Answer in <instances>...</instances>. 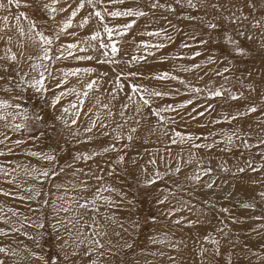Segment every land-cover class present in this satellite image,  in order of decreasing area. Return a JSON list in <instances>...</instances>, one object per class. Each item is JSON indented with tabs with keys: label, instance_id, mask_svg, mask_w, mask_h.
I'll return each mask as SVG.
<instances>
[{
	"label": "rangeland",
	"instance_id": "obj_1",
	"mask_svg": "<svg viewBox=\"0 0 264 264\" xmlns=\"http://www.w3.org/2000/svg\"><path fill=\"white\" fill-rule=\"evenodd\" d=\"M28 2L31 3L32 0ZM49 2L50 0H41V3ZM79 2L80 0L74 2L67 0L73 8ZM154 2L156 0H125L123 4H115L110 3V0H102L95 8L85 4L68 30L76 35L65 34L53 44L55 50L58 46L79 43L81 37L86 38L97 28L101 31L102 38L106 40L103 25L94 17L96 10L132 8L142 9L147 13L136 20L134 28L119 43L121 52L115 58L116 62L78 60L77 56L89 55L104 59L100 56L103 50L99 49L98 43L92 41H89V44H95L98 51L80 44L78 48L70 50L72 55H68L69 50L65 49L66 59L47 62L51 64L50 71L56 78L51 82L46 81L49 86L62 79L64 72L77 68L94 70L90 75L80 72L77 76H68L67 83L63 84L62 88L55 89V93H48L50 98L62 90L76 89L83 92L88 82L91 80L98 82L96 87L89 90L80 118L75 125L72 124L75 109H70L69 113H62L59 110L61 105L63 107H68L70 103L79 105L75 94L63 98L55 112L47 110L46 118L49 119V124L53 123L51 117L63 116L70 127H65L61 121H55L54 130L51 127L45 129L40 127L38 121L30 119L25 122L22 116H18L15 123H26L30 131L13 132L10 126L5 127V122L0 121V133L10 138L0 144V152L4 153L0 155V169L9 173L4 175L0 172V192L12 194L10 196L0 194V229L9 233L7 236L0 235V246L9 247L10 250L20 253V256L11 257L9 264L16 261H19V264H42L30 253L53 255L57 252L55 244L63 243L62 240H55V236L60 233L52 237L45 235L43 240H40L39 232L43 230L29 227V224L39 223L42 219L48 223L54 222L53 204L62 203L57 199L58 196H54V191L58 193V190H61V195L58 193L60 196L78 197L80 193L71 191L72 184H77L80 180H88L91 185L97 183L83 174L89 172L104 175L108 184L125 193V198L118 209H105L116 216L118 223L112 224L101 219L103 227L100 230L107 232L101 239L104 248H100L93 256L83 257L82 253L87 247L82 245L79 248L81 256L74 258L75 264H89L93 259L97 260L98 264H264V219H257L264 217V144H260V141L264 140V47H262L264 0H253L256 3L255 9L245 6L248 0H192L195 8L189 7L187 0H180L179 3L176 0H159V4L170 5L175 11L159 6L152 9L150 5ZM0 3L6 5L5 8H0V29H3L0 31L2 37L0 56L5 55L6 48H10L18 59L23 53L22 70L28 72L31 78L37 75L39 70L33 71L30 64L40 61L35 59L29 61L27 57L38 56L40 45L28 38L30 25L23 17L20 18L19 27L24 29L26 35L23 37L20 35L15 17L19 12H25L29 17L38 20L37 30L43 29L46 35L52 36L53 31H58L62 26L71 9L56 15L54 21L44 23L43 19L46 17L38 16L33 10L23 7V4L17 9L15 6H8L7 0H0ZM214 4L219 5V10L212 7ZM55 6L64 8L67 4L62 2ZM233 14L246 15L248 19L233 24L225 19ZM186 16L193 19H184ZM85 17L89 18V23L81 28L79 24ZM132 19L135 18L113 19L106 16L105 22L113 26L128 23ZM256 21L260 22L259 27H253ZM208 22L220 24L222 26L220 31L209 29ZM237 29L243 30L252 39H241L237 35ZM158 30L166 32V35L162 34L161 37L141 35L143 32ZM224 32L240 40L241 46L248 54L245 56L233 54L222 39ZM32 35L35 36L34 33ZM166 36H171V41L166 39ZM9 37L11 43L6 44ZM140 41L164 43L166 47L159 50L149 49L155 52V55L148 56L140 63H134L132 57L144 53L143 49H137L136 45ZM201 41L208 43L201 44ZM21 44L23 48L20 47ZM185 44L188 47H183ZM80 47H87V50L82 52L79 50ZM196 52H200L201 55L196 56ZM209 57L215 58L216 62L209 63ZM225 67L229 69L227 72L224 71ZM165 72L178 79L151 78ZM128 73L140 75L127 79L121 77V74L127 76ZM118 77H121L119 83L123 85L122 91L117 89ZM129 83L168 95L149 97L151 106H143L139 95L133 96V100L128 99L126 93L131 94ZM194 88L200 89V92L193 91ZM217 89L224 95L210 98V93ZM113 93L115 99L112 97ZM232 95L240 96V99L233 100ZM0 97L10 98L5 93H0ZM188 101L192 103H187ZM33 104L34 102L29 100L27 106L35 111ZM180 104L187 106L181 109L178 107ZM103 105H108V108H103ZM124 105H127L126 110ZM168 106H173L176 111H161L159 116L153 114L154 110ZM251 106L257 108L255 113L231 119L233 115L247 112ZM122 110L123 117L120 115ZM109 111L112 115H109ZM200 112L204 115H198ZM93 120H96L97 127L91 132L86 131ZM101 124L106 127H101ZM119 125L122 127H118ZM132 128H136V132L132 133L130 131ZM42 132L45 134L41 135ZM74 132L78 135H73ZM177 132L184 136L189 134L198 136L201 139L181 142L180 137L175 135ZM117 134L123 137L119 142L115 139ZM129 134L133 137L131 142L126 139ZM229 135L233 136L231 145L227 143ZM30 137L39 138L33 140ZM203 137L208 139L204 140ZM0 139H4V136H0ZM173 139L177 142L172 143ZM17 140L23 143L16 145ZM213 141L216 144L211 149L192 147L193 143L212 144ZM245 142L248 147H245ZM110 144H115L117 151L102 153V149ZM123 145L130 146L123 148ZM28 152L54 153L57 155V161L50 165L47 161L27 155ZM84 153L102 154L95 155L94 159L87 162L73 159ZM120 155H125V162L113 163ZM133 160L136 162L133 163ZM151 160H155L156 163H149ZM68 164H72L73 167H66ZM110 165L115 169V174L111 177L107 175L111 170ZM52 166L64 167L65 171L43 183L24 172L25 167L44 169ZM177 167L180 168L179 172L175 171ZM205 168H211L213 171L203 175ZM223 168L229 171L225 172ZM240 168H243L244 172H239ZM75 169H83V172L74 176ZM100 169L104 171L101 173ZM157 171L163 178L157 179V183L151 186H145L144 181L152 179ZM197 172L202 176L199 183L189 179ZM9 180H13V183H8ZM212 181L215 183L208 187ZM57 184L67 186L69 188L67 194L64 188L57 189ZM29 188L39 189L40 195L34 199L14 198L32 197L33 193L26 190ZM87 195L90 196L91 192ZM113 198L120 200L114 194ZM160 200L165 202L160 204ZM44 201L48 202L46 207L43 206ZM245 203L254 207L246 209L242 207ZM223 209L228 211L225 212ZM91 216L92 213H87L86 220L90 222ZM152 218H155V223ZM176 220H181L182 223H174ZM233 220L239 222L233 223ZM120 221L123 225L122 233L119 228ZM15 228H19L20 231H14ZM47 231L52 230L48 228ZM89 231L87 228L84 229L86 235ZM25 232L40 240L39 246L34 240L21 234ZM64 235L67 236V233ZM206 237L208 239H205ZM74 240L75 236L70 243ZM212 240L219 241V255H215L217 245L213 244ZM126 244H132V247L127 248ZM108 249L111 251H107ZM203 249L207 251L201 254ZM68 251H71V248Z\"/></svg>",
	"mask_w": 264,
	"mask_h": 264
},
{
	"label": "snow or ice",
	"instance_id": "obj_2",
	"mask_svg": "<svg viewBox=\"0 0 264 264\" xmlns=\"http://www.w3.org/2000/svg\"><path fill=\"white\" fill-rule=\"evenodd\" d=\"M66 3L67 7L59 8L55 5H58L60 3ZM74 2V0H73ZM177 3L180 2V0H176ZM97 3H102V0H80V2L76 5L75 8L72 7L71 3H67V0H50L49 3H41V0H32L31 3L28 2V0H7L8 6H15L17 9H19L22 4L23 7L27 9L33 10L35 13H37L40 17H46V19H43L44 23H48L49 21H54L56 19V15H58L61 12L68 11V9H71V12L69 16L62 22V26L59 28L58 31H53V35L49 36L45 34V31L43 29L37 30V23L38 20L32 17H29L25 12L21 11L19 14L15 17L17 21V25L19 27V21L20 18L23 17L25 20H27L28 24L30 25L29 32L27 33L28 38L33 40V43H39L40 45V54L36 57L28 56L27 59L29 61L32 60H38L40 63H32L30 64V68L33 71H38L37 75L31 76L29 78V73L22 70V64H23V53H21V58L18 59L17 55L15 53L11 52L10 48L5 49V55L0 56V61H4V63H0V93L8 94L10 98H3L0 97V121L5 122V127L11 128L13 132H20L22 130L28 129L26 123H15V120L18 116H22L23 121H28L30 119H33L35 121H38L40 123L41 128L47 129L48 127L55 129V121H61L65 127H70L67 120L63 119V116H53L51 117L53 123L49 124L48 117V109H51L53 112L57 110V105H61V100L68 96L69 94H75L77 97V100L79 101V105L77 103H70L68 107H63L61 105L60 111L62 113H69L70 109H75L76 111L73 113L74 119L72 120V124L75 125L77 123V120L80 118L81 111L83 110V104L85 99L88 97L89 90H92L94 87L97 86L98 82L96 80H91L88 82L85 86V89L83 92L77 91L76 89H68V90H62L59 94H54L50 98L48 96V93H55V89L62 88L63 84L67 83V77L68 76H77L80 72H84L86 75H90L94 70L91 68H77L70 72H64L63 78L60 79L57 83H55L52 86H49V83H46V81L51 82L52 80H55L56 78L52 76V73L50 71L51 64L47 63L50 61H58L60 59H66L65 56V49L69 50L68 55H72L73 53L70 51L72 49H76L79 47L80 44H84L87 47H92L94 51H98L99 49H102L103 51L100 52V56H103L104 59H100L99 56L93 57L91 55L89 56H77L76 58L78 60H88L92 61L95 60L97 63H108V62H116L115 58L118 56V54L121 52V48L118 46L121 40H123L124 37L128 36L129 32L134 28L136 25V20L144 17L147 15L145 11L142 9H123V10H114V11H107L105 8L103 11L96 10L94 12V17L98 18L99 24L103 25V33L106 34L107 39L102 38L101 31L97 28L92 34L88 35L86 38L81 37L79 43H70L64 46H58L55 50L53 49V44L56 41H59L60 38L65 35H72L75 36L76 33L69 32L68 30L72 27V22L75 19V17L78 15V13L85 7V4L88 6L95 8ZM110 3L115 4H123L125 3V0H110ZM188 6L191 8H195L196 5L192 2V0H187ZM157 6L161 8L167 7V10L169 11H175V9L171 8V6H165L163 4H159V0H156V2L151 3L150 7L152 9H155ZM248 8L255 9L256 3L253 2V0H248L247 4L245 5ZM6 5L3 3H0V8H5ZM213 8H216L219 10V5H212ZM243 11L242 9L240 10ZM92 14L90 13V16ZM111 17L113 19L118 18H129L134 17L135 19L130 20L128 23L122 24V25H113L109 26L107 22H105V17ZM184 19L191 20L193 19L190 16L184 17ZM225 19L229 20L231 23L236 24L238 21L247 20L248 16L241 15L236 16L233 14L231 17H225ZM5 23H7V17H5ZM89 23V18L85 17L82 19L81 23L79 24V27L83 28L85 25ZM260 22L256 21L253 23V27H259ZM207 27L211 30L220 31L221 25L218 23L208 22ZM0 31H3V29H0ZM20 35L23 37L25 36L24 29L22 27H19ZM35 34L33 37L32 34ZM166 35V32L162 33V31H152V32H143L141 35H147V36H153V37H161V35ZM237 35L241 39H247L251 40L252 37L248 36L243 30L237 29ZM38 38V39H36ZM2 39V37H0ZM166 39L171 41V36H166ZM222 39L224 43L230 47L231 52L237 56H245L248 54V51L241 46L240 40H237L234 38L231 34L224 32L222 33ZM89 41L96 42L99 44V49L95 47V44H89ZM11 43V37L8 38L6 41V44ZM208 41H201V44H207ZM137 49H143L144 53L140 56H133L132 61L134 63H140L143 60H145L148 56L155 55V52L149 51V49H163L166 47L164 43H149L145 41H140L137 43ZM21 48H23V45H20ZM87 47H80V51H86ZM183 47H188L187 44L183 45ZM264 47V45H262ZM54 52H58L59 54H54ZM196 56L201 55L200 52L195 53ZM216 59L213 57H209V63H215ZM230 62V61H229ZM196 67H199V65H196ZM229 69L227 67L224 68V71L227 72ZM218 75H222L223 73H217ZM106 75V74H103ZM139 73H128L127 76H123L121 74L122 78L127 79V77H135L139 76ZM121 77H118L117 79V89L122 91L123 85L119 83V79ZM152 79L156 80H177L178 77L171 76L169 73H158L151 77ZM180 83H184V81H180ZM128 87L131 90V94H127L129 100H133V96L139 95V100L142 102L143 106L150 107V99L149 97H162L165 95H168V93H164L157 90H149L146 87H143L141 85H137L135 83H129ZM193 91L199 93L200 89H192ZM15 93V95H12ZM29 94L26 96L25 94ZM224 93L217 89L214 92L210 93V98L215 97H222ZM83 97V98H81ZM113 99L116 98L115 94H112ZM231 99L237 100L240 99V96L232 95ZM31 100L34 102L33 108L35 111H33L32 108H29L27 106L28 101ZM13 101H17L16 103H13ZM187 103H192V101H188ZM186 104H180L179 108L186 107ZM103 108L107 109L108 105H103ZM127 105H124V109L126 110ZM140 110V105L137 106V111ZM161 111H176V108L173 106H168L167 108H162L159 110H154L153 114L156 116L160 115ZM195 111V110H194ZM257 111V108L255 106H251L248 108V111L245 113H238L236 115H233L231 119L235 120L241 115H248L250 113H255ZM109 115H112V113L109 111ZM120 115L124 116V111L122 110ZM198 115H204L203 112L198 113ZM11 117V123H9V118ZM195 118V117H194ZM99 119V113L96 114V120ZM96 120H93L91 123V126L86 129V131L91 132L94 128L97 127ZM139 123V121H137ZM101 127H106V125L101 124ZM118 127H122V125H119ZM136 128H132L130 131L132 133L136 132ZM45 133L42 132L41 135H44ZM166 134V133H165ZM73 135H78V133H73ZM104 135H108L107 133H104ZM176 136L180 137V141L184 142L185 140H191L195 141L197 139H201V137L193 136L189 134L188 136L181 135L180 133H175ZM0 136H4V139H0V144L5 143L7 139H10L3 133H0ZM39 137H30V139H38ZM115 139L119 142L123 139L119 134L115 137ZM126 139L131 142L133 140V137L131 134H129ZM204 140H207L208 137H203ZM177 141L175 139L172 140V143H176ZM23 143L21 140L15 141L16 145H20ZM227 143L231 145L233 143V136L229 135L227 136ZM216 142L213 141L212 144H197L193 143L192 147L194 148H207L211 149L215 146ZM260 144H264V140L260 141ZM130 145H123V148H127ZM249 145L247 142H245V147H248ZM122 150V149H121ZM11 151V149H9ZM110 151H117L115 144H110L102 149V153H108ZM102 153H94V154H80L75 156L73 159L75 161H80L81 159L87 162L88 160L94 159L95 155H100ZM0 155H4L3 152H0ZM27 155L36 157L37 159H41L44 161H47L50 165H53L54 162L57 161V155L54 153H42V152H28ZM126 155V153H125ZM125 155H120L117 157L113 163L115 164H123L125 162ZM133 163L136 161L133 160ZM191 162V161H189ZM151 164H155V160L149 161ZM66 167H73L72 164L66 165ZM111 168V165L109 166ZM223 171L227 172L229 171L227 168H223ZM65 168L60 167L56 168L55 166L39 169L36 167H33L31 169H28L27 167L24 168V172L26 175L32 177L33 179L39 180L40 183H43L45 180L48 179H54L58 176H60L62 173H64ZM104 170L100 169V172L102 173ZM176 172L180 171V168L177 167L175 169ZM213 171L211 168H205L203 169V175H208ZM239 172H244L243 168L238 169ZM0 172H3L2 169H0ZM83 172V169H75L73 172L74 176L79 175ZM4 175H9L7 172H3ZM85 176H88L90 179H94L97 183L95 185L89 184L88 180H80L77 184L71 185V191L78 192L80 195L77 196H68V195H62L57 197L59 201L62 203L60 204H53V211H54V222L48 223L45 220H41L39 223L35 224H29V227H36L37 229H42L43 231L39 232L40 240H43L45 235H48L52 237L56 233H60V235L55 236L56 241H63V243H56L55 247L57 249V252L53 255H48L45 253V255H37L36 253L32 252L30 253L31 256H34L36 259L40 260L42 264H75L74 258L81 256V252L79 251V248L82 245H86L87 250L82 253L83 257H90L93 256L94 253H97L100 248H104V244L101 243V239L107 235V232H102L100 229L103 227L101 223V219L105 221H109L112 224H117L118 220L116 216L108 211H105V209H112V208H119L121 202L125 198V193L121 191L120 189L108 184L105 181L104 175L99 173H83ZM115 174V169L111 168L110 171L107 172V175L109 177L113 176ZM163 177L161 174L157 171L155 172L152 179L144 181L145 186H151L155 183H157V179H162ZM189 179L193 180L196 183H199L202 179V176L199 172L197 174L189 177ZM8 183H13V180L7 181ZM215 183V181L210 182L207 186L212 187V184ZM57 189L64 188L65 193L69 191V188L63 184H57ZM93 188H95V191H93ZM27 191H30L33 193L32 197H14L18 199H34L40 195L39 189L29 188L26 189ZM91 195H87V193H90ZM104 193H109V195H104ZM2 195L10 196L12 195L10 192L3 193L0 192ZM113 194L115 196H118L120 198L119 201L115 200L113 198ZM165 201L160 200L159 203L163 204ZM129 203H132V201H129ZM48 202L44 201L43 206H47ZM75 205V207H73ZM244 208H252L254 205L245 203L242 205ZM82 210V211H81ZM223 211H228L227 209H223ZM61 213L64 215L62 216ZM87 213H92L91 221L89 222L86 220L85 216ZM14 215L16 213H13ZM171 214V213H170ZM27 219V218H25ZM257 219H264V217H257ZM153 223H155V218H152ZM239 221L233 220V223H238ZM176 224L182 223L181 220L174 221ZM191 222H189V225ZM120 227H123L122 224H120ZM51 228V232H48L47 229ZM87 228L90 231L86 235L84 232V229ZM14 231L19 232V228L13 229ZM222 231V230H221ZM64 233H67V236L64 235ZM22 235H25L28 239H32L37 243V246L40 244V240H36L35 237L31 236L28 233H21ZM0 235L7 236L9 235L8 232L4 231L3 229H0ZM116 235H119V233H116ZM73 236H75V240L73 243H70V240L73 239ZM205 239H208L207 237ZM159 242V241H154ZM213 244L217 245L215 249V255L220 254V248H219V241L212 240ZM127 248H131L132 244H126ZM71 248V251H68V249ZM25 251H28V249H25ZM107 251H111L108 249ZM207 249H203L201 254L203 252H206ZM99 255H104V253H98ZM20 256V253L16 250H10L9 247L6 246H0V264H9V259L11 257H17ZM23 259V257H21ZM170 259H174L173 257H170ZM14 264H19V261L14 262ZM89 264H98L97 260L93 259L89 261Z\"/></svg>",
	"mask_w": 264,
	"mask_h": 264
},
{
	"label": "bare ground",
	"instance_id": "obj_3",
	"mask_svg": "<svg viewBox=\"0 0 264 264\" xmlns=\"http://www.w3.org/2000/svg\"><path fill=\"white\" fill-rule=\"evenodd\" d=\"M188 42V41H187ZM190 42V41H189ZM189 44V43H188ZM175 66V65H174ZM181 72V71H180ZM167 115V114H166ZM185 120V119H184ZM189 130V129H188ZM193 149H195V148H193ZM195 153V152H194ZM37 160V159H36ZM40 163V162H39ZM37 180V179H36ZM37 184V183H36ZM38 185V184H37ZM54 196H60L61 195V190H58V193L60 194H58V193H56L55 191H54ZM239 196V195H238ZM237 199H239V197L237 198ZM237 202V201H236ZM248 209V208H247ZM241 211V210H240ZM120 216H122V214H120ZM125 219V218H124ZM120 224H121V221L119 222V228H120V230H121V233H122V231H123V227H120ZM233 224V223H232ZM231 224V225H232ZM238 227V226H237ZM240 228V227H239ZM242 229V228H241ZM244 237V236H243ZM243 259V258H242Z\"/></svg>",
	"mask_w": 264,
	"mask_h": 264
}]
</instances>
